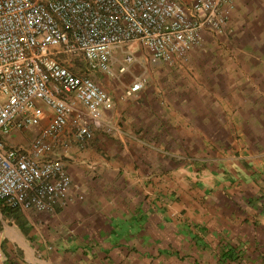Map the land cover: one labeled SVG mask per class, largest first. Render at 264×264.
I'll return each mask as SVG.
<instances>
[{
    "label": "crops",
    "instance_id": "crops-1",
    "mask_svg": "<svg viewBox=\"0 0 264 264\" xmlns=\"http://www.w3.org/2000/svg\"><path fill=\"white\" fill-rule=\"evenodd\" d=\"M228 22L187 61L136 55L149 75L131 96L89 71L114 105L89 141L69 125L53 138L73 178L65 203L0 217L2 264H264V44H239ZM33 135L12 129L3 149Z\"/></svg>",
    "mask_w": 264,
    "mask_h": 264
},
{
    "label": "built area",
    "instance_id": "built-area-1",
    "mask_svg": "<svg viewBox=\"0 0 264 264\" xmlns=\"http://www.w3.org/2000/svg\"><path fill=\"white\" fill-rule=\"evenodd\" d=\"M232 7L233 0H0V203L21 213L65 203L73 178L53 138L69 125L74 140L89 141L100 108L114 105L90 70L119 76L136 60L133 46L151 62L186 61L203 30L222 31ZM77 54L81 72L67 65ZM145 81L135 75L124 95ZM37 101L51 112L44 125ZM24 128L34 130L28 144L3 149V136Z\"/></svg>",
    "mask_w": 264,
    "mask_h": 264
},
{
    "label": "rangeland",
    "instance_id": "rangeland-1",
    "mask_svg": "<svg viewBox=\"0 0 264 264\" xmlns=\"http://www.w3.org/2000/svg\"><path fill=\"white\" fill-rule=\"evenodd\" d=\"M264 0H233V7L229 13L227 21L233 26L234 29L238 31L237 33V42L240 43H255L257 45L264 44ZM226 21V22H227ZM225 25V24H224ZM241 44V45H242ZM119 50V49H118ZM139 46L132 48L135 56L142 57L143 54H146L143 50H141ZM120 52V51H119ZM121 58V56H117ZM189 60V58L187 59ZM186 60V61H187ZM84 61V60H83ZM135 64H143L141 58L135 61ZM85 63V62H84ZM171 65V63H166ZM131 65V64H130ZM117 62L114 64V69L117 72ZM153 68L159 67V64H151ZM133 65L129 66L128 70L123 74H119L116 76L119 78L121 83L126 85L130 78H133L135 75L143 72V75H149V72H144V67L141 66L138 68V71L133 70ZM90 72L94 73V70H90ZM93 76V75H92ZM149 77V76H148ZM7 135V134H5ZM2 212L0 210V217H2Z\"/></svg>",
    "mask_w": 264,
    "mask_h": 264
},
{
    "label": "trees",
    "instance_id": "trees-1",
    "mask_svg": "<svg viewBox=\"0 0 264 264\" xmlns=\"http://www.w3.org/2000/svg\"><path fill=\"white\" fill-rule=\"evenodd\" d=\"M67 65L70 69L76 72H81L82 70H84L85 67V63L81 58V55L79 54L71 56L70 62L67 63ZM0 210L4 218L5 217L21 218V214L19 210L7 205L6 203H0Z\"/></svg>",
    "mask_w": 264,
    "mask_h": 264
}]
</instances>
